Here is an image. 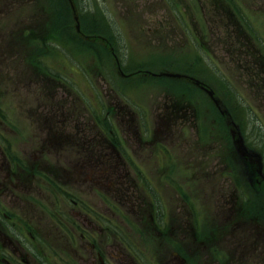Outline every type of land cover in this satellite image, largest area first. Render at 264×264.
Instances as JSON below:
<instances>
[{
  "label": "rangeland",
  "instance_id": "obj_1",
  "mask_svg": "<svg viewBox=\"0 0 264 264\" xmlns=\"http://www.w3.org/2000/svg\"><path fill=\"white\" fill-rule=\"evenodd\" d=\"M230 13L244 19L248 43L237 45L242 34ZM39 22L49 27L46 39H32ZM113 107L121 113L106 115ZM89 114L107 116L117 146L141 170V188L131 179L127 191L143 201L141 216L111 228L139 237L125 242L140 260L156 248L164 264L183 219L191 239L212 232L227 200L264 221V186L229 148L237 129L264 164V0H0V120L11 126L15 166L31 155L39 131L32 122H87ZM34 180L14 190L29 216L48 212L37 190L46 182ZM149 199L168 226L157 246L147 234ZM112 247L116 262L131 264ZM205 252L195 259L216 264ZM254 256L241 264H262L264 251Z\"/></svg>",
  "mask_w": 264,
  "mask_h": 264
},
{
  "label": "flooded vegetation",
  "instance_id": "obj_2",
  "mask_svg": "<svg viewBox=\"0 0 264 264\" xmlns=\"http://www.w3.org/2000/svg\"><path fill=\"white\" fill-rule=\"evenodd\" d=\"M116 111L121 113L119 107L105 113L115 117ZM88 116L91 119L87 122H32L38 136L31 155L20 166H15L10 155L14 145L8 141L6 128L11 126L0 120V264H125L114 260V242L119 244L118 254L131 264L151 260V264H158L156 248L151 250L149 261H142L125 242L139 237L111 229L119 228V222L124 223L130 215L131 219L141 216L143 201L138 194L133 193L138 201L127 195L131 178H126L141 174V170L133 161L134 168L127 165L131 160L113 139V130L103 119L107 116L104 114L101 121L98 114L97 119L93 114ZM90 127L98 130L97 139L88 135ZM116 158L122 161L120 168ZM33 179L46 182L37 188L44 207L48 204L43 215H27L15 193L20 187H30ZM148 203L147 207H154L152 201ZM220 208L225 210L219 211L213 231L204 236L193 231L191 239L190 220L183 219V230L175 233V248L167 249L164 264H208L200 257L195 259L206 250L215 254L216 264H241V259L249 262V256L258 262L254 255L264 251V221L259 224L248 211L241 210L238 201L227 200ZM149 218L152 230L147 234L157 246L158 237L166 236L168 226L158 222L156 213L151 212ZM173 226L172 221L168 234Z\"/></svg>",
  "mask_w": 264,
  "mask_h": 264
},
{
  "label": "water",
  "instance_id": "obj_3",
  "mask_svg": "<svg viewBox=\"0 0 264 264\" xmlns=\"http://www.w3.org/2000/svg\"><path fill=\"white\" fill-rule=\"evenodd\" d=\"M165 76H172V77H178V75H174V74H165ZM209 93V95H211L212 94V92H210V91H208ZM233 137L235 138V144L237 145V147H238V151L240 152V153H245V151H246V148H245V146H244V144H243V139H242V137H241V135H240V133H239V131L236 129V135L233 133ZM252 157H255L256 155H251ZM255 164L258 166V168H257V171L259 172V168H260V163H259V159H256L255 160Z\"/></svg>",
  "mask_w": 264,
  "mask_h": 264
},
{
  "label": "bare ground",
  "instance_id": "obj_4",
  "mask_svg": "<svg viewBox=\"0 0 264 264\" xmlns=\"http://www.w3.org/2000/svg\"><path fill=\"white\" fill-rule=\"evenodd\" d=\"M61 2H62V0H61ZM230 20H232V18H231V17H230ZM240 41H241V43H243V44H244V43L246 44V43H248V42H249V40H248L247 38H246L245 40H242V39H240Z\"/></svg>",
  "mask_w": 264,
  "mask_h": 264
}]
</instances>
